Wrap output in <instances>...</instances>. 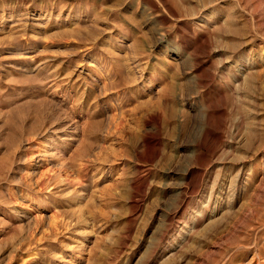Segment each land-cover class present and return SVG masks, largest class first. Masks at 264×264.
Here are the masks:
<instances>
[{
    "label": "rangeland",
    "instance_id": "obj_1",
    "mask_svg": "<svg viewBox=\"0 0 264 264\" xmlns=\"http://www.w3.org/2000/svg\"><path fill=\"white\" fill-rule=\"evenodd\" d=\"M0 264H264V0H0Z\"/></svg>",
    "mask_w": 264,
    "mask_h": 264
}]
</instances>
